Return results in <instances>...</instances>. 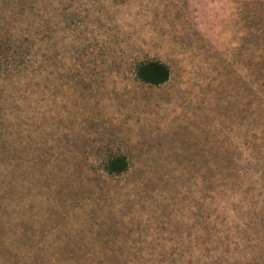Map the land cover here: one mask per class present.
<instances>
[{"label": "rangeland", "instance_id": "1", "mask_svg": "<svg viewBox=\"0 0 264 264\" xmlns=\"http://www.w3.org/2000/svg\"><path fill=\"white\" fill-rule=\"evenodd\" d=\"M0 2V264H264V0Z\"/></svg>", "mask_w": 264, "mask_h": 264}, {"label": "trees", "instance_id": "2", "mask_svg": "<svg viewBox=\"0 0 264 264\" xmlns=\"http://www.w3.org/2000/svg\"><path fill=\"white\" fill-rule=\"evenodd\" d=\"M2 3L0 2V6ZM27 14L25 12H14L11 10L4 11L0 7V63L9 65L8 57L2 56V44L10 40L12 34L8 32L9 26H14L20 17H24ZM11 22V23H10ZM6 30V31H4ZM7 61L6 63H4ZM136 78L151 86H159L164 84L170 76V71L167 65L160 61H148L139 63L135 70ZM128 166L127 159L124 156L118 155L111 157L105 166V171L109 175H119L126 171Z\"/></svg>", "mask_w": 264, "mask_h": 264}]
</instances>
